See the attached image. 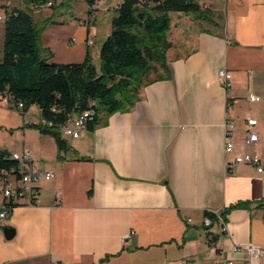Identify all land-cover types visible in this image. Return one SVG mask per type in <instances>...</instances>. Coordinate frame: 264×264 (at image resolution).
<instances>
[{
  "label": "crops",
  "instance_id": "0c3cea01",
  "mask_svg": "<svg viewBox=\"0 0 264 264\" xmlns=\"http://www.w3.org/2000/svg\"><path fill=\"white\" fill-rule=\"evenodd\" d=\"M1 1V16L15 7ZM123 1L106 0L104 8ZM198 2L217 13L219 25L171 14L168 78L146 84L134 107L114 112L74 141L61 133V149L51 134L44 153L30 149L55 176L38 180L36 204L18 205L0 220V264L216 262L244 257L234 243L264 247V173L227 165L246 152L264 161L263 144L246 143L249 118L257 119L252 130L264 141V0ZM58 4L47 16L51 7L26 5L50 60L80 62L87 51L100 57L93 47L111 28L108 20L104 27L97 23L93 37L89 13L98 6L85 3L88 15L77 17L63 0ZM223 68L232 74L230 90L218 79ZM251 94L259 100H249ZM3 105L9 108L0 99ZM31 107L10 126H22ZM227 121L236 125L228 154ZM206 211H220L227 229L218 217L205 226ZM2 226H13L14 237L7 239Z\"/></svg>",
  "mask_w": 264,
  "mask_h": 264
},
{
  "label": "trees",
  "instance_id": "16d2710c",
  "mask_svg": "<svg viewBox=\"0 0 264 264\" xmlns=\"http://www.w3.org/2000/svg\"><path fill=\"white\" fill-rule=\"evenodd\" d=\"M27 1L46 4L52 0ZM84 1L89 6L97 2ZM173 12L190 13L196 20L219 25L217 13L202 7L198 0H124L115 10L97 67L90 51L80 62L51 61L52 52L42 48L41 28L32 14L14 7L6 12L4 21L0 94L23 101L26 110L37 105L42 118L57 123L65 121L69 113L95 109L86 125L94 130L114 112L134 107L146 84L169 77L166 52L171 42L167 33ZM41 130L51 133L60 149L66 143L57 128ZM0 166H18L7 148L0 149ZM205 214L216 219L212 212Z\"/></svg>",
  "mask_w": 264,
  "mask_h": 264
},
{
  "label": "built area",
  "instance_id": "2783aa9c",
  "mask_svg": "<svg viewBox=\"0 0 264 264\" xmlns=\"http://www.w3.org/2000/svg\"><path fill=\"white\" fill-rule=\"evenodd\" d=\"M48 5H52V2H48ZM120 8V4L117 9ZM6 15H0V20H5ZM85 23L83 20L80 24ZM76 38L72 39L75 42ZM87 43L93 44V38H89ZM232 74L226 69H220L218 71V79L220 84L230 90ZM0 99L9 106V108L15 109L17 112L25 114V104L23 101H15L10 95L0 94ZM249 100L256 101L259 97L249 95ZM95 104V102H92ZM95 115V109H89L83 111L80 114L69 113L67 119L63 122H55L53 120H47L41 116L37 117L38 122L34 119L30 124L37 125L42 128H57L64 136L77 138L81 132L86 129L87 122L93 119ZM29 123V121H28ZM258 123L257 119L249 118L247 120V136L246 143L258 144L261 141L260 135L252 130V128ZM236 125L232 121H227L225 124V152L232 153L235 149V143L233 137L235 136ZM10 157L18 162L17 167H1L0 166V220L9 215L10 211L22 204H36L38 202L39 186L37 184L40 178L50 179L55 176L53 170H45L34 159L30 150H26L23 154L10 150ZM234 164H247L251 165L258 173H264V161L257 154L252 153H240L234 157L233 161L227 162L229 168ZM212 212V211H209ZM218 217L219 221L223 224V229L226 230L223 216L220 211L212 212ZM212 224V218L209 215H205L204 225L210 226ZM233 250L238 251L244 255L241 260H220L216 262H199L197 260H182L181 264H264V247L253 243H234ZM62 264V263H58Z\"/></svg>",
  "mask_w": 264,
  "mask_h": 264
},
{
  "label": "rangeland",
  "instance_id": "374dc122",
  "mask_svg": "<svg viewBox=\"0 0 264 264\" xmlns=\"http://www.w3.org/2000/svg\"><path fill=\"white\" fill-rule=\"evenodd\" d=\"M51 2L53 3V5H48V3H46V4L30 3L27 0H9V3L11 4V6L21 8V9L26 10L28 12L32 11L33 8L41 9V8L51 7L45 11L46 16L52 14V12H53L52 8H59L62 5V4H58L59 0H52ZM84 2H85L84 0H63V5L71 6L73 8L74 13H75L74 15H77V17L78 16L85 17L88 15V11H86V6H85L86 2L85 3ZM1 3H2V1L0 0V4ZM105 3H106V0H97V2L94 5L98 6V9L95 11H91L89 13V14H91V16H93L92 19L94 20L91 23V25L89 26L92 29L93 37H95V34L93 32L95 30L97 23H98V25H101L102 27H104L105 26L104 24L108 20V22H110L108 26H109V28L112 29V25H111L112 20L111 21L109 20L110 17H109V15H107V12L108 13L111 12V14L114 16L115 10L117 9V6L119 4L116 6V8L107 9V5H106V8H104ZM28 4L30 6H32L31 7L32 9L28 6H26ZM93 6H89V7L92 8ZM1 7H5V6L0 5V8ZM102 9H105V10H102ZM6 11H9V10L6 9ZM3 12H4V10H3ZM104 13H106V14H104ZM72 17H73V15H72ZM3 22H4V20H0V55H3L2 50H3V44H4V27H3L4 23ZM84 24L85 23L80 24V25L85 26ZM98 31H99V33H101L104 30H101V28H100ZM108 31H111V30L108 29ZM108 33L109 32H107L106 35L110 34V33L109 34ZM73 34L77 36V34L75 32H73ZM101 34H99L98 37H100ZM105 39H98L97 40L96 45H94V47H93L94 49H96V52L100 51ZM72 46H75V45H69V47H72ZM92 62L95 65H98L100 62L99 55L97 56V54H96L92 58ZM155 75H156V73L153 72L152 76H155ZM32 106L33 107H31L29 114H26V116H25L24 124L22 126H19V127L18 126L12 127V126H10L9 123L10 122L12 124L13 123H19L20 121H22L21 118H22L23 114L17 112L15 109L6 108L5 105H3V107L0 106V121H2V123H3L2 124L3 126H0V144H1V146L9 148L14 152H18L19 154H23L24 151L30 150V149L31 150L35 149V151L37 153H44L45 152V150H46L45 147H46V143H47V138L45 136H48L51 133L42 131L41 127H39L37 125L30 124V121L32 122L33 119L35 122H38L37 117H38L39 108L37 105H32ZM9 113H11V114H9ZM2 116L4 118L5 117L7 118L6 121L1 119ZM28 121H29V123H28ZM66 138L69 139L70 142L74 141L73 138H70V137H66ZM39 159H41V158H39Z\"/></svg>",
  "mask_w": 264,
  "mask_h": 264
},
{
  "label": "water",
  "instance_id": "95a60500",
  "mask_svg": "<svg viewBox=\"0 0 264 264\" xmlns=\"http://www.w3.org/2000/svg\"><path fill=\"white\" fill-rule=\"evenodd\" d=\"M1 229L7 239H11L15 235V228L13 226H2Z\"/></svg>",
  "mask_w": 264,
  "mask_h": 264
}]
</instances>
